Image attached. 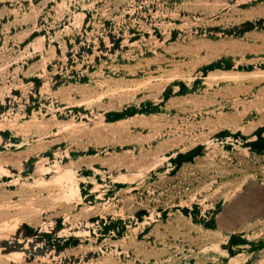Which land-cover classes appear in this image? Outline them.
I'll list each match as a JSON object with an SVG mask.
<instances>
[{"label": "rangeland", "instance_id": "1", "mask_svg": "<svg viewBox=\"0 0 264 264\" xmlns=\"http://www.w3.org/2000/svg\"><path fill=\"white\" fill-rule=\"evenodd\" d=\"M0 264H264V0H0Z\"/></svg>", "mask_w": 264, "mask_h": 264}]
</instances>
